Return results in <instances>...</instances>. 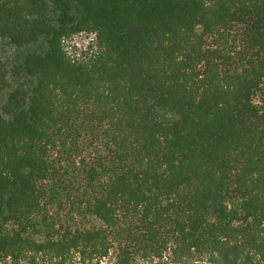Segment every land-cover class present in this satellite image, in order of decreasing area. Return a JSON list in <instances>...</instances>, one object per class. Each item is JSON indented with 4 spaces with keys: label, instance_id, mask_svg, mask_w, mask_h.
Here are the masks:
<instances>
[{
    "label": "trees",
    "instance_id": "1",
    "mask_svg": "<svg viewBox=\"0 0 264 264\" xmlns=\"http://www.w3.org/2000/svg\"><path fill=\"white\" fill-rule=\"evenodd\" d=\"M107 259L264 264V0H0V264Z\"/></svg>",
    "mask_w": 264,
    "mask_h": 264
},
{
    "label": "rangeland",
    "instance_id": "2",
    "mask_svg": "<svg viewBox=\"0 0 264 264\" xmlns=\"http://www.w3.org/2000/svg\"><path fill=\"white\" fill-rule=\"evenodd\" d=\"M91 36L88 37H83L81 38L77 43H73L71 44V46L75 47L77 49L78 52H81L83 50H85V48L88 46V43L90 42V38ZM158 261H155L153 264H161V263H157ZM40 264H49V263H40ZM100 264H109V260L107 259L106 261H103V263ZM162 264H169L167 260H163ZM191 264H196V263H191Z\"/></svg>",
    "mask_w": 264,
    "mask_h": 264
},
{
    "label": "built area",
    "instance_id": "3",
    "mask_svg": "<svg viewBox=\"0 0 264 264\" xmlns=\"http://www.w3.org/2000/svg\"><path fill=\"white\" fill-rule=\"evenodd\" d=\"M83 37H87V35H85V34H79V35H77V36H75L74 38H73V40H72V42L71 43H77L81 38H83ZM92 39H95V36L94 35H92L91 37H90V40H92Z\"/></svg>",
    "mask_w": 264,
    "mask_h": 264
}]
</instances>
